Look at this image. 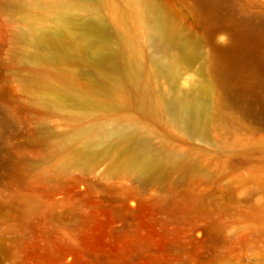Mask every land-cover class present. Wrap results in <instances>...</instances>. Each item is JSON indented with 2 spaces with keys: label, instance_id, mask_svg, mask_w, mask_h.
<instances>
[{
  "label": "rangeland",
  "instance_id": "obj_1",
  "mask_svg": "<svg viewBox=\"0 0 264 264\" xmlns=\"http://www.w3.org/2000/svg\"><path fill=\"white\" fill-rule=\"evenodd\" d=\"M147 1L0 0V264H264V0Z\"/></svg>",
  "mask_w": 264,
  "mask_h": 264
},
{
  "label": "bare ground",
  "instance_id": "obj_2",
  "mask_svg": "<svg viewBox=\"0 0 264 264\" xmlns=\"http://www.w3.org/2000/svg\"><path fill=\"white\" fill-rule=\"evenodd\" d=\"M148 2L147 0H141ZM147 31L151 42L155 45L153 57L155 60L166 66L171 67L173 64L167 60V52L165 48L166 28L163 23L162 14H159L151 22L147 24ZM130 130L125 125L112 121H96L79 128L62 140V144L69 147L77 138L85 140V149H88L96 138L105 140L122 139L130 135ZM140 176L151 179L155 176L152 171H142Z\"/></svg>",
  "mask_w": 264,
  "mask_h": 264
}]
</instances>
